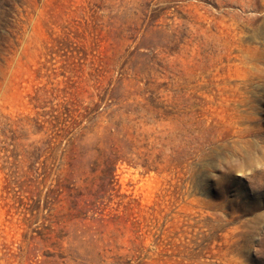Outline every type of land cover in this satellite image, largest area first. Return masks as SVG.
<instances>
[{
	"label": "rangeland",
	"instance_id": "obj_1",
	"mask_svg": "<svg viewBox=\"0 0 264 264\" xmlns=\"http://www.w3.org/2000/svg\"><path fill=\"white\" fill-rule=\"evenodd\" d=\"M0 264H264V0H0Z\"/></svg>",
	"mask_w": 264,
	"mask_h": 264
}]
</instances>
